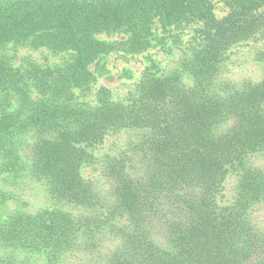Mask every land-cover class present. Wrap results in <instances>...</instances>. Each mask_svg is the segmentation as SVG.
I'll list each match as a JSON object with an SVG mask.
<instances>
[{
    "label": "trees",
    "instance_id": "1",
    "mask_svg": "<svg viewBox=\"0 0 264 264\" xmlns=\"http://www.w3.org/2000/svg\"><path fill=\"white\" fill-rule=\"evenodd\" d=\"M0 264H264V0H0Z\"/></svg>",
    "mask_w": 264,
    "mask_h": 264
},
{
    "label": "rangeland",
    "instance_id": "2",
    "mask_svg": "<svg viewBox=\"0 0 264 264\" xmlns=\"http://www.w3.org/2000/svg\"><path fill=\"white\" fill-rule=\"evenodd\" d=\"M244 56L242 55H238L234 57V61H237V59H242ZM113 60H115L116 62H112L109 64V69L111 70V74L112 76L107 79V78H102L100 79V82L102 84H105L106 86L110 87V88H114L118 85V77L121 75V71L126 68V70H129L130 68L133 70L138 71V68L142 67V65L139 63L138 60H134L133 62L130 63V59L124 60L121 58H118V60L116 58H114ZM231 69L230 72L227 73L228 76L232 77V78H239L240 76H247V75H253L256 76L257 75V69L256 66L252 63H245V60L242 63H236L233 65H231ZM122 82V81H121ZM145 134V132L143 130H138V131H133V132H129V133H125L119 136L118 141L115 139L114 141L117 144V148L118 151L125 152L127 153L129 156H132V163L130 166L129 163V167H128V171L132 174H137L140 175L143 173V163H142V158L139 154H136L135 151L132 149L133 145L137 144L140 142V140L143 138V135ZM113 143V139L111 141H109V144ZM113 145V144H112ZM109 148V145L105 146L102 150L101 153H103L104 151H107V149ZM132 149V150H131ZM92 170L91 169H87L85 170V175L89 176V174H91ZM24 196L27 198V201L30 203H34L36 200V196L33 195V193L29 192V193H25Z\"/></svg>",
    "mask_w": 264,
    "mask_h": 264
}]
</instances>
